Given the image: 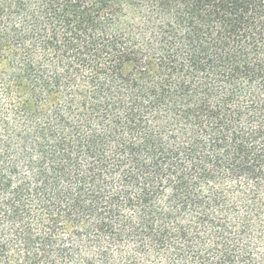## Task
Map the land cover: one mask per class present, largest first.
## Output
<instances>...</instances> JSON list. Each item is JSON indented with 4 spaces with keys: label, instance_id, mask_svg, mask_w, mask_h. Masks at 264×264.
<instances>
[{
    "label": "trees",
    "instance_id": "trees-1",
    "mask_svg": "<svg viewBox=\"0 0 264 264\" xmlns=\"http://www.w3.org/2000/svg\"><path fill=\"white\" fill-rule=\"evenodd\" d=\"M0 264H264V0H0Z\"/></svg>",
    "mask_w": 264,
    "mask_h": 264
}]
</instances>
